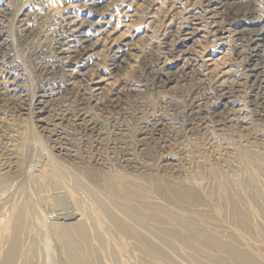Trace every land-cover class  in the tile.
<instances>
[{
  "label": "rangeland",
  "instance_id": "374dc122",
  "mask_svg": "<svg viewBox=\"0 0 264 264\" xmlns=\"http://www.w3.org/2000/svg\"><path fill=\"white\" fill-rule=\"evenodd\" d=\"M212 1L0 0V179L9 202L1 219L10 226L14 208L26 206L30 220L13 264H70L41 225L42 213L63 210L98 224L102 243L90 242L98 264L214 256L234 264L143 205L186 218L264 264V37L251 47L238 39L264 28V0ZM250 5L248 20L234 16ZM54 165L102 194L88 176L124 177L131 196L115 205L160 216L161 228L187 245L152 221L132 224L146 227L163 255L107 230L87 192L51 178ZM5 250L1 235L0 263Z\"/></svg>",
  "mask_w": 264,
  "mask_h": 264
},
{
  "label": "bare ground",
  "instance_id": "6f19581e",
  "mask_svg": "<svg viewBox=\"0 0 264 264\" xmlns=\"http://www.w3.org/2000/svg\"><path fill=\"white\" fill-rule=\"evenodd\" d=\"M207 1H208V3H207L208 6L210 7L212 5L213 1L212 0H207ZM254 11H255V7L250 5L247 8H245L242 12L237 13V14L235 13L234 16H236L238 18H240V16H243L242 20H245V19H247V15L251 14ZM220 28H222V27H220ZM224 29L225 28L220 29L221 32H223ZM238 37H239L238 38L239 41L246 43V45L248 47H251V45L253 43L260 41L264 37V28L255 31L254 34H251L249 36H245L243 34H240ZM259 55H260V53H258L256 51V49H253L252 58L258 57ZM249 58H250V56H249ZM259 95H260V93L258 91L256 96H255L256 99L259 98ZM59 177H61L63 179L70 180L71 183H73L78 188L83 189L85 192H87L92 197L94 204L98 208L97 216L99 218H101V220L108 222V225L106 228L107 230H111L112 232H115L119 235H122L125 238L135 239L136 241H139L140 243H142L143 246L147 250H149L150 252H154L155 254L157 253L158 255H163V252H162L163 250L161 251L159 246L154 245L149 240L148 232L146 231L147 228L145 227V230H143V229L137 230L134 228V225L132 224L133 222H135V220L138 221V219L143 220L144 223L145 222L148 223L149 221H152L153 223L156 224V227H157V225L159 226L156 229H158L160 231H164L169 238H173V239L177 240V242L179 241L182 244L187 245L185 240L181 236V234H179L178 232L173 231V230L167 231L164 229L165 227L161 228L165 222L159 220L160 216L156 217L154 214H152V215L151 214L148 215L146 213L142 214L141 210L138 212L136 210H133L132 208L130 209V207H127L125 205L124 206L115 205V204H117V202H120L122 200H126V197L130 195V194L128 195V193H130V191L128 190V187H127L128 184H127V181L124 179V177L123 178H115V179L110 178V179H105V180L103 178V180H101L100 178H97L95 176H88V178L93 183V185H95V187H97L99 190H103L105 192V194H102L101 192L98 193V191L95 188L88 185V183L85 182L80 176L75 175V174H71V173L65 171L64 169H61L57 165L54 167V174H53V176H51V178L53 180H55V182H57ZM65 184H63V185L65 186ZM5 185L6 184L2 181V179H0V236L3 235V237L6 238V250L4 252V258L0 264H13L15 262V260L17 259V257L19 256L21 250H22L23 241H25L26 239H30V233H29V222H30V220L26 214L28 207L17 206L14 208L13 212L10 215V218H9L10 222H11L10 226H6V224L2 221L1 218L4 217L2 214L3 205H4V203H7V204L9 203V202H4L6 199L1 194V192L4 191V189H2L1 187H4ZM55 186H56V184H55ZM168 186L169 185L166 183H161L158 186V191L160 193H164L166 191L165 189ZM172 192H173V200L175 201V203L183 201L184 198L180 197L179 193H176L175 191H172ZM63 195H64V192L61 191L60 193L53 194V198H59L60 196H63ZM133 196H134V194H133ZM40 197H41V194H38L37 199L41 200L42 198H40ZM142 207L147 212H158V213L160 212L159 215H163V216L168 217L170 220H172L173 223H176L177 225L181 226L189 237H192V238H196L197 236L205 237V239H207V241L209 243V245H206L207 248H209V250H211V251L213 250V252L215 250H217V253L228 254V256L231 257L234 264H256L250 256H248L244 253H241L236 247L227 246V245L221 243L217 236H214L213 234L208 233V232L207 233L204 232L203 234H201L202 232L199 229V227L196 226L195 224L190 223L188 220H185L186 218L183 219L176 214H170V213L166 214L163 210L160 209L162 207L159 208L158 206H151V205H143ZM36 209L38 210V208H36ZM74 211H77V209L76 210L74 209ZM235 211L238 212L237 209ZM139 213H141V214H139ZM90 214H92V213L90 212ZM42 216H43V220L41 221L42 228H44V230H46L45 231L46 234H49L53 237H56L59 240V242L61 243L62 251H63L67 261L70 264H98L96 262V260H94L95 248H93L90 244V242L93 239L102 243V231L100 230L97 223L91 222L90 227H87L83 216L80 215L78 212L68 214L64 210L59 212V213H57V212H48L46 214L42 213ZM127 217H129L131 220H129ZM238 217L241 220L242 224L245 226L246 225L245 216L239 214ZM49 221H51V226L48 228L47 224ZM54 221H56V222H54ZM139 222H141V221H139ZM48 229H49V231H48ZM150 229H153V228H150ZM133 244L135 245V243H133ZM136 245L138 246L137 243H136ZM137 246H135V247H137ZM17 262H18V260H17ZM223 262L224 261H222L220 258H218L217 256H214L210 263H200V264H224ZM29 264H34V260L33 259L29 260Z\"/></svg>",
  "mask_w": 264,
  "mask_h": 264
}]
</instances>
